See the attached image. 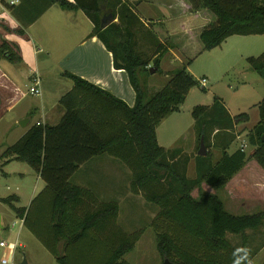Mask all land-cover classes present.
I'll return each mask as SVG.
<instances>
[{
  "label": "trees",
  "instance_id": "obj_1",
  "mask_svg": "<svg viewBox=\"0 0 264 264\" xmlns=\"http://www.w3.org/2000/svg\"><path fill=\"white\" fill-rule=\"evenodd\" d=\"M62 11L82 12L93 25L89 37H96L111 53L113 66L123 70L135 93L133 107L115 98L108 92L74 75L64 73L72 89L60 98L58 106L63 115L54 126L33 124L13 145L0 155L2 165L10 162L24 163L44 182L43 194H50L51 220L54 222L55 242L45 243L47 251L57 264H65L58 257L55 247L59 239L67 243L83 237L88 230L100 224H115L118 207L115 203L101 204L95 211H86L79 219L76 210L86 201L96 203L87 190L72 186L69 179L77 169L91 159L107 155L124 164L130 173L129 191L140 195L158 209L152 230L156 238V251L161 262L172 264H230L215 257L231 254L230 262H242L233 256V248L227 235L240 237L244 249L248 238L246 231L258 230L264 223V211L234 216L224 209L223 202L214 194L193 190L206 184L214 191L222 190L244 166L246 155L240 148L228 153L236 142L235 127L248 122L247 114L231 117L223 102L214 97L208 106H195L190 114L194 121L197 150L200 136L204 137L206 156H195V177L186 175L187 159L176 160L180 151H165L156 139V129L184 103L188 92L198 87V82L186 71L192 59L180 70L172 73L166 86L148 98L138 82V74L149 71L150 63L159 71L160 52L166 50L157 42L155 59H148L138 51V36L141 23L135 6L146 0H134L128 4L122 0H44ZM191 12L204 10L212 14L215 22L205 27L199 41L201 51H211L221 46L228 38L264 35V0H185ZM14 5H5L9 14ZM111 12L117 20L105 29H100V18ZM8 30V29H7ZM9 31V30H8ZM15 33L22 35V30ZM0 58L8 62H20L10 44L0 40ZM252 72L264 81V53L257 58L246 59ZM259 121L248 134V144L254 151L250 158L264 171V101L257 105ZM219 150L220 158L211 162V150ZM206 159L209 161L206 162ZM181 167V169H179ZM36 198V199H37ZM16 198L0 199L26 224L24 208H15ZM66 224L73 229L65 234ZM159 224V228H158ZM142 232L125 236L112 249L104 264H128L124 256L133 251ZM179 236L180 242L175 238ZM67 246V244L65 245ZM64 246V247H65ZM212 258H208V256ZM234 263V262H233ZM264 264V261L263 263Z\"/></svg>",
  "mask_w": 264,
  "mask_h": 264
},
{
  "label": "rangeland",
  "instance_id": "obj_2",
  "mask_svg": "<svg viewBox=\"0 0 264 264\" xmlns=\"http://www.w3.org/2000/svg\"><path fill=\"white\" fill-rule=\"evenodd\" d=\"M125 1L128 4L134 2V0ZM209 16L212 15L209 13ZM214 20L216 19L214 18ZM25 48L27 50L26 57L24 56L25 63L30 66L33 64V57L27 47ZM263 53L264 35L234 36L226 43L221 44L219 48L210 52L206 51L198 56L190 65V71L196 81L202 79L204 75L207 82L206 87L201 88L198 85V87L193 88L192 90L197 96L196 100L193 101L189 98L182 106L181 111L172 115L158 131L160 139L161 135L166 133V130L171 134L173 128L178 126L174 125L173 122L179 118V132L183 137L178 143L181 145L184 141L183 138L186 139L193 134L191 109L196 105L211 104L213 97L222 99L232 115L235 116L241 113L248 115V122L235 128L237 139L228 149V153H231L241 145L246 146L244 149L246 159L243 168L220 191H214L206 184H201L199 190L195 189L191 193L193 198H196L199 192L216 195L223 202L224 209L234 216L264 211V171L250 158L254 149L248 144V134L259 121L257 105L264 101V81L250 70L246 61V58H257ZM152 55L145 57L151 59ZM159 56L161 69L158 72L150 74L147 71L138 74V82L146 98L166 86L172 73L181 69V66L173 63L171 56L164 51L160 52ZM152 66L153 62H151ZM28 86V82L25 81L21 83L19 88L28 97L25 103L7 112H2L0 145H13L18 140L21 135L20 122L25 119L23 118V112L26 106L29 105V107L32 106L38 110L37 98L39 97L29 95ZM28 117L31 124L39 117V114L36 113ZM188 125H190V128ZM195 152H197V144L195 145ZM220 156L219 150H211L210 160L212 163L218 161ZM208 161L206 159V162ZM123 167L126 168L118 160L104 155L90 160L87 165L81 167L72 176L69 183L90 188L96 192L104 190L103 196L98 193V201H114L120 208L118 220L115 224L120 225L130 234L142 231L141 244L124 257L125 262L128 264H161L162 262L155 248V234L151 228L158 209L147 203L142 196L129 201L131 177L128 169L124 172ZM7 170L14 172V174L8 177L0 175V198L5 199L19 193L22 195L21 202L20 204L13 203V205L16 208L24 207L28 214L26 224H24L23 220H20L8 205L0 203V242L8 244L16 241L17 249L14 250L16 264H20L23 257L26 259L27 264H57L55 258L45 248L47 242L45 215L37 213L40 204L45 200V195L36 197V202L31 208L28 204L27 196L32 193L33 188L36 186L37 175L24 163L15 162ZM185 172L188 178L195 177L194 167L190 166L189 169L186 167ZM18 173L22 175L20 176ZM124 181L127 197L124 193ZM134 200L135 205H133ZM95 208H97V205L86 201L84 205L76 210V216L80 219L83 212L92 211ZM246 235L248 242L244 249L241 248L240 237L226 236V240L233 248V256L242 258L243 264H262L264 261V223L258 230L246 231ZM175 238L178 240L177 242H180L179 236ZM68 246L55 247L57 256L65 258V264H100L102 261L100 258L97 260V256H93V253H96L95 248L100 247L93 239L81 241L72 247ZM2 251L3 249L0 248V256ZM230 255L221 253L215 258L218 261L235 264L234 259L230 262ZM206 256L212 258L210 255ZM237 264H242V262Z\"/></svg>",
  "mask_w": 264,
  "mask_h": 264
},
{
  "label": "crops",
  "instance_id": "obj_3",
  "mask_svg": "<svg viewBox=\"0 0 264 264\" xmlns=\"http://www.w3.org/2000/svg\"><path fill=\"white\" fill-rule=\"evenodd\" d=\"M11 1L14 2V7L10 15H6L2 23H0V36L10 44L14 54L20 59V62L10 63L0 58V120L3 116V111L7 112L16 106H22L28 98L19 89L21 83L27 81L29 88L33 75H37L41 82V96L37 98L38 110L32 106L29 107V105L25 107L23 112V118L25 119L23 120H28V123L25 127L20 126L21 135L19 138L24 135L33 124L38 123L41 125L54 126L58 123L63 115V110L58 106V101L62 96L68 93L73 86L70 80L61 76V74L64 73L79 77L108 92L115 98L124 102L128 107H133L135 93L129 83L126 72L114 69L111 53L104 48L96 37H89V34L93 30V25L82 12L62 11L55 5H48L44 0H0V4L5 5L7 2ZM124 1L125 0H122V2ZM135 12L141 23L140 35L138 36V51L140 53H145L147 56L153 54L152 60H154L156 58L154 55L155 47L158 42L164 46L166 53L171 56L173 63H177L182 67L186 64L188 59H192V62L185 68L188 74L194 78L190 71V65L198 56L204 53V51H201L202 46L199 41V35L205 27L214 23L215 20L213 16H209V13L204 10L191 12L190 5L185 0H146L136 4ZM18 29L22 30V35L15 33ZM231 38L232 37L227 40ZM226 41L224 43H226ZM25 47H27L33 57V64L30 66L25 63L24 56L26 57L27 52ZM149 66L151 67V63ZM160 66L161 63H159V70L161 69ZM202 79H206V77L203 75ZM196 97V94L191 89L184 103L178 108V111L172 113L168 118L162 121L156 129L158 145L165 151H180V155L176 157V160L181 159L182 156L186 158L188 160L186 164L188 169L190 166H195L194 158L197 156V152H195L196 134L193 128L194 121L192 126L193 134L186 139L183 138L184 141L181 145L178 143L183 137V135H180L181 132H179V118L173 122L174 125L178 126L173 128L171 134L166 130V133H163L160 139L158 131L162 125L167 123L172 115L178 114L181 111L182 106L189 98L194 101ZM220 100L223 102L228 114L234 117L227 109L224 101L222 99ZM211 104L203 106L208 107ZM36 113L39 114V117L30 124L28 116L35 115ZM188 126L190 128V125ZM237 127L238 126L235 128ZM9 146L0 145V155ZM89 161L81 165L77 171H79L81 167L87 165ZM3 162H5V160L0 162V175L8 177L14 174V172H10L7 169L15 162L2 165ZM123 169V171L126 172L127 168L123 167ZM18 174L20 176L22 175L20 173ZM36 177V186L33 188L32 193L27 196L29 208L33 206L36 202V197L41 194L45 188V184L40 177L38 175ZM123 184L125 191V181ZM72 186H77L89 191L96 199L95 205H97V208L101 204L115 203L118 207L119 214L120 208L116 202L98 201V193L101 194L100 196H103L105 193L104 190L96 192L93 189L80 185ZM124 193L127 197L126 191ZM43 195H45V200L40 204L37 213L45 215V222L47 223L46 243L51 245L52 242H55L54 222L51 220L52 196L50 194ZM129 196V201H132L140 195H132L129 191ZM11 197L16 198L15 201L11 203L12 206H14L13 203L20 204L22 195L18 193ZM85 203L86 202L82 205ZM134 203L135 200L133 205H135ZM97 208L90 212L95 211ZM26 213L27 211L25 214ZM84 213L85 212H83V214ZM117 220L118 216L116 221ZM13 225H15V223H13ZM64 227L66 230L65 234L73 229L72 226H68L67 224ZM128 235L131 234L127 233L118 224H100L97 229L88 230L83 237L72 243L69 242L67 244L66 238L59 239L57 246L63 248V246L67 244V246L69 245L72 247L81 241L93 239L95 243L100 246L99 248H102L101 250L95 248L96 253H93V256H97V260L100 258L102 260L100 264H104L110 258L112 249L118 246L119 243L124 240V237ZM141 241L142 239L140 237L134 249L141 244ZM15 249H17L16 243ZM4 253L9 255V250H3L0 257H2ZM12 264H16L14 251L12 255Z\"/></svg>",
  "mask_w": 264,
  "mask_h": 264
},
{
  "label": "built area",
  "instance_id": "obj_4",
  "mask_svg": "<svg viewBox=\"0 0 264 264\" xmlns=\"http://www.w3.org/2000/svg\"><path fill=\"white\" fill-rule=\"evenodd\" d=\"M6 4H8L9 6L14 5V2H7ZM5 4V5H6ZM5 5H1L0 4V23H2V21L4 20L3 18L6 17V15H10L9 11L5 8ZM0 40H3L2 37L0 38ZM198 85L201 86V88H205L206 87V80L205 79H200L197 80ZM40 79L37 75H33L31 78V84L30 87L28 88V94L33 96V97H40L41 96V91H40ZM24 96V95H23ZM36 125H39L38 123H36ZM242 151H244V149L246 148L245 145H241L239 147ZM0 248L3 250H9V255L4 253L2 255V257L0 258V264H12V255H13V251L15 249V243H8L5 244L3 242H0Z\"/></svg>",
  "mask_w": 264,
  "mask_h": 264
},
{
  "label": "water",
  "instance_id": "obj_5",
  "mask_svg": "<svg viewBox=\"0 0 264 264\" xmlns=\"http://www.w3.org/2000/svg\"><path fill=\"white\" fill-rule=\"evenodd\" d=\"M114 19H113V16L111 14V12H107L106 14H103L100 18V24H99V27L100 29H105L107 28L109 25H111L112 23H114ZM149 73L150 74H154L155 73V69H153L152 67L149 68ZM28 123V120H23L22 122H20V126L22 127H25ZM262 142H264V136L262 137ZM206 148H205V145H204V137L203 135L200 136V139H199V147H198V150H197V156L198 157H205L206 156ZM20 264H27L26 262V259L23 257ZM161 264H172L169 260L167 259H164L162 261Z\"/></svg>",
  "mask_w": 264,
  "mask_h": 264
}]
</instances>
